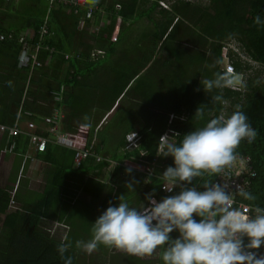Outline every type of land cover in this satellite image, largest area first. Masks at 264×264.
Segmentation results:
<instances>
[{
    "label": "trees",
    "instance_id": "obj_1",
    "mask_svg": "<svg viewBox=\"0 0 264 264\" xmlns=\"http://www.w3.org/2000/svg\"><path fill=\"white\" fill-rule=\"evenodd\" d=\"M29 1L39 8L22 11L21 18L27 23L15 33L28 28L36 32L43 23L47 4ZM160 1L77 0L76 6L55 2L43 39L48 49L38 52L39 64L15 63L23 73L22 83L16 89L17 97L0 98V112L9 118L8 122L0 118V123L13 126L17 109L21 115L50 119L52 109L60 107L64 133L79 134L85 138L83 148L92 145L103 159L88 156L77 165L74 160L60 163L59 152L47 139L45 148L37 151L52 168L39 193H32L19 209H9L11 189L0 186V264H64L57 247L65 237L72 246L64 256H70L72 264H163V248L150 257L103 245L87 254L75 242L91 238L95 220L109 202L118 204L121 195L131 206L140 207L148 204V193L154 192L157 201L175 194L178 189L169 193L161 186L160 174L174 166L172 157L157 155L161 135L169 131L168 138L178 143L184 134L203 127L209 119L230 115L237 105L257 136L251 143L242 141L236 149V153L251 158L256 175L245 191L256 199L247 201L239 195L236 199L249 207H264V77L253 71L249 62L264 66V24L253 22L257 15L264 21V0H170L168 6H161ZM142 18L148 23L135 25L138 31L134 32L133 22ZM230 42L236 44L237 51L228 45ZM0 46L12 48L16 55L20 50L16 36L0 40ZM224 46L235 73L243 76L241 89L223 86L205 92L201 82L224 77L220 67ZM68 52L72 56L65 60L63 55ZM41 78L44 83H40ZM60 84L65 88L55 102L52 92ZM35 88L41 93L35 95ZM90 89L92 97L84 101L81 96ZM216 95L222 96V102L213 100ZM198 107L204 108L200 120L194 116ZM119 109L122 114L115 119ZM171 114L184 117L170 118ZM130 131L140 135L137 147H126L125 135ZM6 134L4 131L0 149L15 143L12 152H25L28 136L23 139L22 133H17L6 138ZM57 147L71 150L74 157L69 146ZM129 168L130 173L126 172ZM72 173L80 174V185L62 200L60 192ZM216 178L206 174L193 184L199 186ZM129 181H134L133 191L125 187ZM16 191L14 199L18 198ZM171 236L176 238L178 233Z\"/></svg>",
    "mask_w": 264,
    "mask_h": 264
},
{
    "label": "clouds",
    "instance_id": "obj_2",
    "mask_svg": "<svg viewBox=\"0 0 264 264\" xmlns=\"http://www.w3.org/2000/svg\"><path fill=\"white\" fill-rule=\"evenodd\" d=\"M160 4L164 6L163 0ZM253 22L264 24L258 15ZM37 31H32L34 37L27 35L30 42L36 40ZM63 58L69 60L71 57L66 59L63 55ZM201 83L205 92H211L230 81L218 77ZM64 88L63 85V91ZM213 100L222 102L223 98L216 95ZM194 116L197 120L203 119L204 108L198 107ZM256 136L257 131L249 124L240 105L230 115L215 116L203 127L187 132L178 143L170 140L168 135L162 136L157 155L172 157L174 166L166 167L160 174L164 181L161 186L169 193L178 191L160 201L155 199L154 192L148 193L145 195L148 204L142 203L140 207L131 206L123 195L117 197L119 203L112 205L109 202L93 223L91 238L77 240L75 246L91 254L103 245L137 257H150L163 248V264H264V253H257L264 246V207L251 205L247 210L235 207L234 196L226 182L193 184L206 174L224 175L235 161L236 149L241 142L251 143ZM126 172L130 173L131 169ZM133 186L134 181L125 185L130 191ZM238 195L247 201L256 199L243 188L238 190ZM173 232L178 233L176 238L171 236ZM71 246L65 237L57 247L64 264H72V258L64 256Z\"/></svg>",
    "mask_w": 264,
    "mask_h": 264
},
{
    "label": "crops",
    "instance_id": "obj_3",
    "mask_svg": "<svg viewBox=\"0 0 264 264\" xmlns=\"http://www.w3.org/2000/svg\"><path fill=\"white\" fill-rule=\"evenodd\" d=\"M20 1L21 0H0V30L6 31V34L0 33V40H3L6 37L13 38L14 36H16L18 41L19 32L15 33L14 30L27 23V20L25 18H21L22 11L27 8H31L32 10H34V8H37V6H35L37 3L34 4L33 1L24 0L22 3H20ZM44 2L45 1L43 0L42 3H38V5L43 6ZM21 31H24L28 36H30L33 29L28 28ZM12 50V48L0 46V98L3 99L17 97L18 91L16 89H18L20 87V84L22 83L20 74L23 73L15 68V63L24 66V64H21L19 60L20 50L18 55H16L14 53L15 51L13 50V52ZM38 57L39 54L37 53V59ZM41 81L44 83L45 79L41 78L40 83ZM62 86L63 84H60L58 88ZM35 89V95L41 93V89ZM35 95L32 94L33 97ZM11 112H13V110ZM52 115L53 117L56 116L59 121V123L56 125V128L52 127V123L49 118H44L43 116L36 115L32 116L31 118L25 114L21 115L19 110L17 109L14 124L17 123L20 129L23 131L33 132L44 136L46 140L48 139V141L51 142V148L59 152V161L68 160L69 162H73L74 160L77 165L78 163L74 159L71 150H62L61 148H58L57 145L61 147L69 146V148L72 150L83 148L85 138H81L79 134L70 132L64 133L61 124V120L64 118V111L60 107L53 108L51 116ZM0 118L5 119L7 122L9 121V118L6 117V112L1 111ZM28 122H33L34 127L28 128ZM21 135L23 136V139H26L27 136L25 133L23 134L22 132ZM3 137L4 132L0 131V146H2L1 144ZM6 138H8L7 134ZM18 144L20 147H23V143L21 140ZM3 146L5 145L3 144ZM2 149L3 147L0 149V186L12 189L17 183L16 192L18 193V198L15 199L17 207L8 206V208L19 209V207H21V202L22 204L26 202L32 193H39L41 188L46 183V179L51 172L52 166H50L49 161L40 158L39 152L30 144H27L25 152H3ZM61 162L62 161H60V163ZM80 177V174L74 173L69 174L66 177L68 178V183L64 185V189L62 187V190L60 192V197L62 198V200L69 196L66 195L67 193H71L80 185ZM104 181H107V178ZM0 216L3 217V215Z\"/></svg>",
    "mask_w": 264,
    "mask_h": 264
},
{
    "label": "built area",
    "instance_id": "obj_4",
    "mask_svg": "<svg viewBox=\"0 0 264 264\" xmlns=\"http://www.w3.org/2000/svg\"><path fill=\"white\" fill-rule=\"evenodd\" d=\"M45 3L47 4V11L46 14L44 15V20L42 25H40L38 31H37V37L35 36L36 40L33 42V44L30 42L31 35L28 37L27 34L24 31L19 32L18 34V41L21 44L20 47V55H19V60L21 64H29L30 66L37 65L39 64V61L37 59V53L41 49H48V46L43 43V39L45 35L48 33L47 27H46V21L48 18V13L53 6V4L60 3L64 6H76L77 5V0H44ZM91 8H88V11H90ZM83 25V21H80V26ZM34 37V35L32 36ZM227 46H224L222 49V56L225 60V65L223 66V70L225 71L224 73V78L230 81V83L226 84L225 86L233 89V90H240L241 89V84L243 82V76L241 74L237 75L235 73L233 65L230 63L229 57L227 55ZM101 50H97L99 53ZM72 54L70 53H65L64 57L66 59L70 58ZM237 77H240V80L237 79ZM62 91H63V86L60 87L58 90L53 92L54 100L59 101L61 96H62ZM26 114H30L29 112H26ZM54 115V114H53ZM183 118V116H178L177 114H171L170 118ZM51 123L52 127L56 128V125L59 123L58 118L56 116H52L51 118ZM28 128H33L34 123L33 122H28L27 123ZM0 131L4 132L7 131V136L10 137L12 135H16L17 133H25L26 136H28V141L31 146H33L36 150H43L46 146V138L42 135L33 133V132H28V131H23L19 129V126L17 123H15L11 127H7L4 124L0 123ZM169 132V131H167ZM165 132L161 135H168V133ZM160 137V139H161ZM139 138L140 135L137 132H130L126 134V141H127V148H132L136 147L139 144ZM15 143H11L7 148H4L2 151L3 152H12L14 148ZM94 155L96 160L103 159L102 156L98 154H94L91 148H84V149H76L74 152V159L76 160L77 163H79L81 160L85 159L86 157ZM256 172L252 168L251 164V158L249 155H244L241 153H236V159L233 162L232 165H230L226 170L225 174L221 176H217L216 180L214 182L217 183H224L226 182L230 188L229 190L232 192L235 200V207H238L242 210H247L249 206L243 202L237 201L236 196L238 195V190L243 188L246 190L249 185L250 181L255 177ZM17 188V183L13 190L11 191V196H10V202L9 206L10 207H16L15 200L13 198V194L15 192V189ZM163 189V188H162ZM164 190V189H163ZM165 191V190H164ZM167 192V191H165ZM245 243H247V239H245ZM258 255L261 253H264V246H261L260 249L257 250Z\"/></svg>",
    "mask_w": 264,
    "mask_h": 264
},
{
    "label": "rangeland",
    "instance_id": "obj_5",
    "mask_svg": "<svg viewBox=\"0 0 264 264\" xmlns=\"http://www.w3.org/2000/svg\"><path fill=\"white\" fill-rule=\"evenodd\" d=\"M191 1H193V2H201V0H191ZM169 2H170V0H163V4H164V6H168L169 5ZM161 5V4H160ZM162 6V5H161ZM136 22V23H135ZM133 23H135L134 24V27H135V25H137V27H139V26H142V27H144L145 26V24H147L148 23V21H147V19L146 18H142V19H139V20H135ZM134 32H136V31H138V29L135 27L134 29ZM230 47H234L235 48V50H237V47H236V44L234 43V42H230L229 44H228ZM116 54H119V52H116ZM115 54V55H116ZM244 58H245V60H248V58H247V56L245 55L244 56ZM249 62H251V64L253 65V71H259V73L261 74V76H263L264 77V66H259L257 63H255V62H253V61H249ZM225 65V60H222V63L220 64V67L221 68H223V66ZM237 79L238 80H240V77H237ZM91 81H92V79H90ZM91 94H92V90L90 89V90H88V91H86L85 90V92L82 94V96H81V98L84 100V101H87L88 99H90L92 96H91ZM121 110L122 109H119L118 111H116L115 112V114H114V118L115 119H118V118H120V116H121V114H122V112H121ZM135 112V111H134ZM112 118V117H111ZM114 118H112L111 120H110V124H112V123H114ZM107 127V126H106ZM108 128H110V127H108ZM158 251H156L155 252V254L157 253ZM87 261V260H86ZM86 264H88L87 262H86Z\"/></svg>",
    "mask_w": 264,
    "mask_h": 264
},
{
    "label": "bare ground",
    "instance_id": "obj_6",
    "mask_svg": "<svg viewBox=\"0 0 264 264\" xmlns=\"http://www.w3.org/2000/svg\"><path fill=\"white\" fill-rule=\"evenodd\" d=\"M13 198H14V194H13Z\"/></svg>",
    "mask_w": 264,
    "mask_h": 264
}]
</instances>
